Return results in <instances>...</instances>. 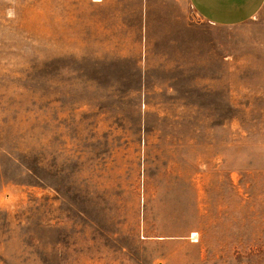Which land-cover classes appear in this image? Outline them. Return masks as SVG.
Listing matches in <instances>:
<instances>
[{
  "label": "rangeland",
  "instance_id": "obj_1",
  "mask_svg": "<svg viewBox=\"0 0 264 264\" xmlns=\"http://www.w3.org/2000/svg\"><path fill=\"white\" fill-rule=\"evenodd\" d=\"M0 264H264V7L0 0Z\"/></svg>",
  "mask_w": 264,
  "mask_h": 264
},
{
  "label": "crops",
  "instance_id": "obj_2",
  "mask_svg": "<svg viewBox=\"0 0 264 264\" xmlns=\"http://www.w3.org/2000/svg\"><path fill=\"white\" fill-rule=\"evenodd\" d=\"M205 21L216 26H234L254 18L264 7V0H188Z\"/></svg>",
  "mask_w": 264,
  "mask_h": 264
}]
</instances>
